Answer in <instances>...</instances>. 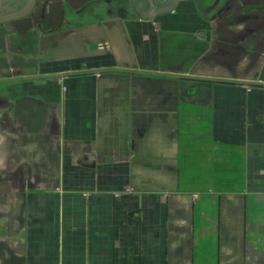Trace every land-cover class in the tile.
<instances>
[{
  "label": "crops",
  "instance_id": "obj_1",
  "mask_svg": "<svg viewBox=\"0 0 264 264\" xmlns=\"http://www.w3.org/2000/svg\"><path fill=\"white\" fill-rule=\"evenodd\" d=\"M182 1L0 26V264H264V25Z\"/></svg>",
  "mask_w": 264,
  "mask_h": 264
},
{
  "label": "water",
  "instance_id": "obj_2",
  "mask_svg": "<svg viewBox=\"0 0 264 264\" xmlns=\"http://www.w3.org/2000/svg\"><path fill=\"white\" fill-rule=\"evenodd\" d=\"M69 1L73 2V0H69ZM162 1L163 0H147V1L133 0L132 6L134 10L138 12L142 20L149 21V20H153L157 16L167 15L169 12L173 11L180 3V0H169V5H171L170 7L162 8L161 10L155 11L154 7L160 5ZM35 4H36V0H0V23H17V21L21 23L23 18L30 16L31 11H33L35 7ZM34 17H35V13L28 20H24L26 22L29 21L30 23H28V25H23L21 28L23 27H25L24 29L30 28L34 26L37 20H38L37 26L39 27L43 26L44 19L47 20V23L48 22L52 23L53 21V15L51 14L49 19H46V15H44L43 20ZM16 19H21V20H16ZM259 84L261 83H258V85Z\"/></svg>",
  "mask_w": 264,
  "mask_h": 264
},
{
  "label": "flooded vegetation",
  "instance_id": "obj_3",
  "mask_svg": "<svg viewBox=\"0 0 264 264\" xmlns=\"http://www.w3.org/2000/svg\"><path fill=\"white\" fill-rule=\"evenodd\" d=\"M97 1H104V2H113V1H117V0H87V1H82V0H73V3L70 5V14H73V13H77L79 10L87 7L89 4L93 3V2H97ZM120 3L124 2L126 4V8L127 10L125 11V9H121L120 11H122L123 13L122 14H129L130 15H135L137 17L140 18L138 12H136L132 6V1L133 0H118ZM137 1V0H136ZM139 1H147V0H139ZM193 0H185V2H192ZM231 1L234 2L235 0H226L227 2V6H226V9L228 10L231 6ZM244 2H249L251 4V6H253V11H254V17L256 20H259L263 25H264V0H243ZM80 3V6H77L75 5L76 3ZM181 2H183L182 0H180V3L178 4V6L173 10V11H176ZM163 3V4H162ZM162 3H160V5H157L154 7V10L155 11H158V10H161L162 8H167V7H170L171 5H169V0H163ZM39 4V0H36V4H35V7L33 9V11H31V14L30 16H27L26 18H23L22 22L21 23H14L16 25H20V26H23V25H28V23H30L29 21L26 22L24 20H28L33 14L34 12L37 10L38 8V5ZM168 5V6H166ZM20 9V8H19ZM58 10V9H57ZM129 12V13H128ZM172 12V11H171ZM170 13V12H169ZM16 20H21V19H16ZM16 22V21H15ZM33 23V22H32ZM6 23H0V26L1 25H5ZM2 27V26H1ZM4 27V26H3ZM4 31L6 30V28H2Z\"/></svg>",
  "mask_w": 264,
  "mask_h": 264
}]
</instances>
